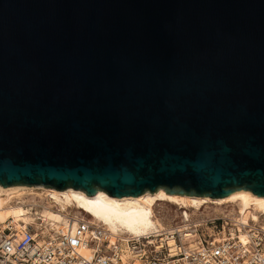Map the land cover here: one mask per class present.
Segmentation results:
<instances>
[{
  "label": "water",
  "instance_id": "1",
  "mask_svg": "<svg viewBox=\"0 0 264 264\" xmlns=\"http://www.w3.org/2000/svg\"><path fill=\"white\" fill-rule=\"evenodd\" d=\"M0 184L264 196V0H0Z\"/></svg>",
  "mask_w": 264,
  "mask_h": 264
},
{
  "label": "built area",
  "instance_id": "2",
  "mask_svg": "<svg viewBox=\"0 0 264 264\" xmlns=\"http://www.w3.org/2000/svg\"><path fill=\"white\" fill-rule=\"evenodd\" d=\"M178 210L181 224L128 237H113L89 216L75 224L70 214L61 228L7 219L0 222V264H264V218L244 224L223 213L188 217Z\"/></svg>",
  "mask_w": 264,
  "mask_h": 264
},
{
  "label": "bare ground",
  "instance_id": "3",
  "mask_svg": "<svg viewBox=\"0 0 264 264\" xmlns=\"http://www.w3.org/2000/svg\"><path fill=\"white\" fill-rule=\"evenodd\" d=\"M37 189H42L45 193H48L43 194L44 192H42L39 195ZM25 193L32 194L36 198L40 196L39 198L45 201L41 204L34 201L36 206L39 205L43 209L37 211V215L40 217L38 222L35 221L26 203L21 205L17 199H15V202L18 204L12 203L14 196H21ZM236 202L241 204L242 209L239 214L236 209L237 217H232L235 223L245 224L250 223L252 220L264 218V196L254 194L250 190H238L224 197L213 198L210 196L169 194L166 193L164 188H159L153 193L146 191L137 196L113 197L104 190H98L96 194L88 195L84 190L74 189L73 187L57 190L44 185L4 187L0 184V222L12 219L18 227L23 226V223H35L37 226L61 228L69 224L68 217L72 214L76 217L74 218L75 224L78 219L89 216L92 222L104 225L113 237L116 235H123L124 237L130 235L143 236L151 232H158L160 231L159 228L165 226L167 221L164 223L162 219H157V215L155 216V207L159 204L179 205V208H185L184 215L189 217L192 214V212L189 213L190 208L196 209L194 214H208L207 211L202 209L204 205H223ZM71 208L78 209L79 213H72V211H69ZM252 208L256 209L258 213L249 215L247 211ZM245 214L246 218H244ZM240 238L248 241V236L245 233L240 234ZM169 243L174 244L175 242L173 239H169ZM91 251L87 247L82 250L85 255L90 254Z\"/></svg>",
  "mask_w": 264,
  "mask_h": 264
},
{
  "label": "rangeland",
  "instance_id": "4",
  "mask_svg": "<svg viewBox=\"0 0 264 264\" xmlns=\"http://www.w3.org/2000/svg\"><path fill=\"white\" fill-rule=\"evenodd\" d=\"M37 191L39 192L38 193L39 195L42 194V192H44V190H42V189H37ZM47 193L48 192H46V193L44 192L43 194H47ZM33 194H36V193H33ZM38 198L34 197V195H32V194H26L25 193V194H22L21 196H14L13 200H12V203L13 204H15V203L18 204L17 202H15V199H17L18 202L21 203V205L26 203V206L27 205L29 206L30 211L33 214V217L35 218V221L38 222L40 220V217L37 215V211H41L43 209L41 207H39V205L36 206L34 201H36V203H38V204H41V203L45 202L42 198H39V199ZM31 203H33V204H31ZM164 204H168V203L159 204V205H157L155 207V216L157 215L156 217L159 220L161 219V216H160V214H158V206H163ZM172 205L174 207H176V208H179V205H175V204H172ZM190 209L192 210L193 214L196 213L195 212V210H196L195 208H190ZM202 209H204L208 213L213 211L214 213H223V214H227L229 216L234 214V215H232V217L235 218V217H237L236 209L238 210V214H239L241 209H242V206H241V204L239 202L226 203V204H223V205L207 204V205H204L202 207ZM69 211H72V213H79L78 209H76V208H71V209H69ZM178 212H179V210H178ZM247 213H249V215H250V214H253V213L257 214L258 212L256 211V209L252 208V209L248 210ZM246 214L244 215V218H246Z\"/></svg>",
  "mask_w": 264,
  "mask_h": 264
},
{
  "label": "crops",
  "instance_id": "5",
  "mask_svg": "<svg viewBox=\"0 0 264 264\" xmlns=\"http://www.w3.org/2000/svg\"><path fill=\"white\" fill-rule=\"evenodd\" d=\"M158 214H160L161 219L166 225H179L181 224L180 214L178 212V208L174 207L172 204H164L163 206H158ZM214 212H210L208 214L203 213L202 215H212ZM88 217V216H86Z\"/></svg>",
  "mask_w": 264,
  "mask_h": 264
}]
</instances>
